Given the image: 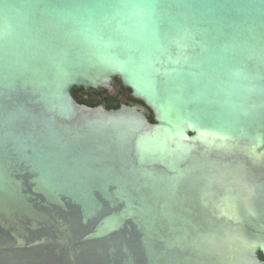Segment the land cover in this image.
Masks as SVG:
<instances>
[{"label":"water","instance_id":"1","mask_svg":"<svg viewBox=\"0 0 264 264\" xmlns=\"http://www.w3.org/2000/svg\"><path fill=\"white\" fill-rule=\"evenodd\" d=\"M261 254L264 0H0V264Z\"/></svg>","mask_w":264,"mask_h":264},{"label":"flooded vegetation","instance_id":"2","mask_svg":"<svg viewBox=\"0 0 264 264\" xmlns=\"http://www.w3.org/2000/svg\"><path fill=\"white\" fill-rule=\"evenodd\" d=\"M114 86L115 92L113 94H110L104 90L101 92L93 91L97 92V94L90 100L93 101L95 105L94 107L105 106L109 110H117L122 106H135L140 103L132 97L131 91L123 86L120 79H116ZM93 92H90V94H93Z\"/></svg>","mask_w":264,"mask_h":264},{"label":"trees","instance_id":"3","mask_svg":"<svg viewBox=\"0 0 264 264\" xmlns=\"http://www.w3.org/2000/svg\"><path fill=\"white\" fill-rule=\"evenodd\" d=\"M107 93V92H106ZM97 94V92H93V94H90L86 91L75 89L73 92L74 98L80 103L84 104L90 107H94L93 101H90L92 97H94ZM151 121L154 122L153 115L151 116ZM261 258L264 260V256L261 254Z\"/></svg>","mask_w":264,"mask_h":264}]
</instances>
